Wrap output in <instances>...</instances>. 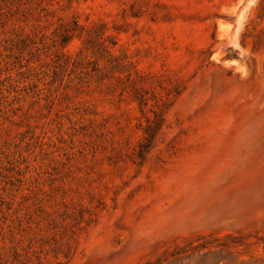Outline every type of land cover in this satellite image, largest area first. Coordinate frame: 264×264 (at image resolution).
I'll use <instances>...</instances> for the list:
<instances>
[{"label": "rangeland", "instance_id": "1", "mask_svg": "<svg viewBox=\"0 0 264 264\" xmlns=\"http://www.w3.org/2000/svg\"><path fill=\"white\" fill-rule=\"evenodd\" d=\"M0 264H264V0H0Z\"/></svg>", "mask_w": 264, "mask_h": 264}]
</instances>
